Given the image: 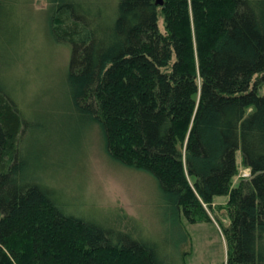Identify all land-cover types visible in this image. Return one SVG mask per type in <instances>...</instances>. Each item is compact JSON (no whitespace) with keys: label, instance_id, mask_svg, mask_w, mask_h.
Wrapping results in <instances>:
<instances>
[{"label":"trees","instance_id":"obj_1","mask_svg":"<svg viewBox=\"0 0 264 264\" xmlns=\"http://www.w3.org/2000/svg\"><path fill=\"white\" fill-rule=\"evenodd\" d=\"M49 2L72 106L101 125L110 157L152 174L193 222L226 194V262L211 264H264V0ZM19 24L0 0V264H168L124 213H69L25 174L28 121L5 84ZM240 165L249 174L233 183Z\"/></svg>","mask_w":264,"mask_h":264},{"label":"rangeland","instance_id":"obj_2","mask_svg":"<svg viewBox=\"0 0 264 264\" xmlns=\"http://www.w3.org/2000/svg\"><path fill=\"white\" fill-rule=\"evenodd\" d=\"M9 1L20 22L21 50L5 84L28 121L20 153L28 160L29 179L54 188L65 210L77 216L124 213L125 227L156 241L168 264L226 262L227 195H215L212 209L204 204L210 220L193 222L164 202L152 174L111 158L101 125L72 106L65 84L70 49L49 31V0ZM258 92L264 93V79ZM247 171L240 165L233 183Z\"/></svg>","mask_w":264,"mask_h":264},{"label":"water","instance_id":"obj_3","mask_svg":"<svg viewBox=\"0 0 264 264\" xmlns=\"http://www.w3.org/2000/svg\"><path fill=\"white\" fill-rule=\"evenodd\" d=\"M156 3L157 4H161L162 3V0H156Z\"/></svg>","mask_w":264,"mask_h":264},{"label":"built area","instance_id":"obj_4","mask_svg":"<svg viewBox=\"0 0 264 264\" xmlns=\"http://www.w3.org/2000/svg\"><path fill=\"white\" fill-rule=\"evenodd\" d=\"M247 170H248V169H247ZM246 173L249 174L248 171H247Z\"/></svg>","mask_w":264,"mask_h":264}]
</instances>
